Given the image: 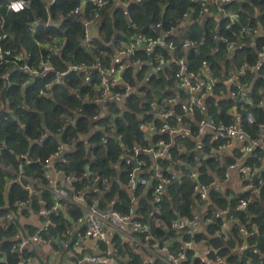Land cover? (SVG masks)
Here are the masks:
<instances>
[{
  "label": "trees",
  "instance_id": "trees-1",
  "mask_svg": "<svg viewBox=\"0 0 264 264\" xmlns=\"http://www.w3.org/2000/svg\"><path fill=\"white\" fill-rule=\"evenodd\" d=\"M9 1L0 0V46L10 51L9 55H4L10 62L0 63V164L47 184L50 176L44 160L66 145L65 153L60 160H53L52 168L58 171L70 197L79 195L87 204L96 203L102 211L128 214L133 221L148 225L152 237L175 238L176 241L169 248L175 252L179 244L178 233L171 224L178 216L193 217L197 206L195 175L201 184L210 183L213 176L221 177L227 165L235 162L243 150L235 148L231 156L225 154L222 160L211 155L205 158L192 149L194 142L175 138L168 132H147L140 125L151 123L158 129L168 123L171 126L189 127L196 133L200 120L211 118L216 126L240 123L247 137L242 142L244 146L251 145L260 133L264 136V131L259 127L260 123H264V64L237 74L239 82L245 85L244 93L229 96V84L226 82L241 66L250 67L259 60L264 35L252 38L247 30L257 23L264 24V0H234L220 5L225 10L240 13V18L229 29L225 28L224 19L216 18V5L209 4L205 6L207 12L198 13L201 8L198 0H125L128 1L126 6L121 2L109 3L100 12L95 22V34L87 42L83 22L93 17L92 4L87 3L82 12L75 14L72 11L79 0H29L28 8L15 13L6 9ZM190 7L195 12L184 17L183 13ZM145 14L150 18L147 27ZM49 18L52 23L48 22ZM158 28L162 33L173 28L166 40L175 43L173 56H184L189 70L206 72V67L218 79L213 91L205 95L188 115L183 112L180 103L168 102L176 97L183 100L186 95L176 84V63L165 46L156 47L151 53L139 51L132 55L130 62L136 59L154 61L155 66L163 63L165 67L148 76L144 84L146 66L138 69V66L128 63L122 76L133 90L124 100L113 97L106 98L102 103L94 100L102 97L101 90L95 87L99 84L98 70L90 75V81L83 71H70L60 77V82L51 84L46 90L50 95L39 94V90L45 88L57 72L67 70L70 64L98 61L102 68H111L110 57L115 48L122 47L138 32L157 35ZM215 33L236 41L237 47L230 56L226 54L225 44L212 38ZM54 39L63 41L56 44L59 51L49 49V45L55 44ZM187 41H196L197 46L186 48L184 44ZM25 53L30 54V58H24ZM158 55L163 59L168 58L169 62L160 61L156 58ZM41 58L49 59L54 70L30 76L17 68L25 62L35 66ZM124 90L123 84H115L111 87L110 95L116 96V93ZM163 111L170 112L167 119L158 116ZM248 111L254 116L253 124L246 121ZM96 114L98 118L92 119ZM70 119L74 120L71 122ZM159 139L170 144L172 159L158 158L157 165L161 169L160 174L171 182L166 185L161 200L156 202L153 190L160 181L156 174L159 172L154 169L149 155L142 150L155 145ZM226 140V137L212 140L210 135H205L202 138L203 155L209 154V148ZM135 146L137 153L132 151ZM22 155L27 156L28 163ZM126 159L130 161L126 163ZM263 159L264 149L256 146L249 152L244 165H260ZM134 161L140 163L135 173L140 178L149 179V185L136 183L131 187L128 184L129 173L137 168ZM171 161L176 162L174 169L180 173L175 179L169 173ZM20 164L21 169L18 168ZM260 175L264 178V173ZM68 176L70 182L67 183L64 178ZM14 178L13 173L0 167V257L4 258L0 264H17L21 259L29 258L28 249L12 251V246L20 241V238L11 239L20 228V216H28L42 208L49 210L46 218L51 223L48 230L39 232L41 236L52 229L63 232L69 228L67 222L58 220L50 211L49 203L53 195L49 190L34 186V191L29 194L22 183ZM7 179L11 182L5 192ZM58 182L60 186L59 178ZM254 182L257 183L256 180ZM260 187L259 196L248 191L241 195L232 193L231 197L230 191L226 195L213 192L208 212L210 215L211 207H228L231 209L230 218L258 225L257 233L248 239L249 244L257 247V252L248 250L250 264H264V259H258V253L264 250V185ZM248 195L252 200L246 211L236 210V199L247 198ZM18 202H22V205H18ZM157 219L166 228L155 226ZM219 224L220 219H216L215 224L209 225L208 234L217 230ZM79 231L81 233L83 228ZM202 237L213 247L223 245L220 239L209 238L203 233L183 234L184 239L199 240ZM110 242L118 253L126 247L117 235H113ZM233 242L234 238L230 236L225 253H229V246ZM99 243L103 246L104 242ZM138 259L127 264H138ZM228 260L233 264H247L244 263L245 257L238 254H230ZM153 264L161 263L154 260ZM180 264L202 263L191 256L190 251Z\"/></svg>",
  "mask_w": 264,
  "mask_h": 264
},
{
  "label": "built area",
  "instance_id": "built-area-1",
  "mask_svg": "<svg viewBox=\"0 0 264 264\" xmlns=\"http://www.w3.org/2000/svg\"><path fill=\"white\" fill-rule=\"evenodd\" d=\"M140 1V0H135ZM197 1V0H191ZM201 3V8L197 11L200 14L207 12V5H216L217 13L216 18L219 20L224 19V26L226 29H229L232 24H234L239 18L240 13L234 12L231 10H225L220 5L227 4L234 0H198ZM121 2L124 6L128 4V1L125 0H79L77 6L73 8V13L78 14L80 11L82 12L85 5L87 3L92 4V12L93 17L88 20H84V39L85 42L91 40L93 37L92 34V26L95 25L97 18L99 17L100 12L109 4V3H119ZM13 4H22L23 7L17 11L14 10L11 5ZM29 0H10L6 9L12 12H21L24 9L28 8ZM192 12H195V9L192 7L189 8L188 11L183 13L184 17H188ZM182 25L184 23H181ZM159 25V24H158ZM248 34L255 38L257 36L264 35V24L257 23V25L253 28L247 30ZM173 32V28H170L166 32H158L157 35H149L143 32H138L135 35L131 36L129 41L124 44L122 47L115 48L110 59H111V68H102L100 62L95 61L90 64L85 62H79L70 64L67 70H63L61 72H57L55 78L49 82L45 88L39 90V94L41 95H50L47 94L46 90H49L52 83H58L61 81L60 77L67 74L70 71L73 72H84L87 75L88 81H90V75L95 71H100L99 75V84L95 86L97 89L101 90V98H95L94 100L98 103H102L106 100V98H115L117 100H124V98L133 90L132 86H130L126 81L123 80V71L126 66L129 64L138 66V69L141 68L144 61H140L136 59L132 62L131 57L135 53L139 51H144L146 53H151L154 51L156 47L165 46L172 57L173 52L176 49V45L172 40H166V36ZM213 39L221 40L225 44V51L228 56H230L233 50L237 47V43L235 40L229 39L227 36L220 37L217 33L213 34ZM1 40V37H0ZM58 42H63L57 39L53 40L55 43L53 46L49 45V49L59 51ZM253 42L252 44H254ZM251 44V45H252ZM185 47L197 46L196 41H187ZM9 50H3L0 46V63L7 64L10 62L7 58H4V55H9ZM259 60L257 64H253L250 67L241 66L236 74L228 77L226 82L229 84V93L228 95L231 97H235L238 93H244L245 85L239 82L237 74H243L245 70L250 68V70L254 69L256 65L264 64V44L262 45L259 53ZM24 58H30V54L25 53L23 55ZM158 55L156 58L160 59V61L169 62V59L160 58ZM174 61L176 63V70L174 71V78L176 80V84L180 90H183L186 93V98L181 100L179 98H171L168 100L169 103H180V107L184 113L187 115L192 110V108L199 103L202 98L210 94L213 91V87L218 80L213 76L205 67L206 72L201 71L200 73H195L192 70L188 69L187 62L184 56L174 57ZM205 65V63H204ZM18 69L27 72L30 76L33 75H42L45 72L54 70L52 63L49 59L41 58L37 65H33L25 62L24 64L17 66ZM87 81V80H86ZM87 84V82H86ZM115 84H123L125 90L122 92H118L115 95L111 96V87ZM247 99V97H245ZM180 100V101H179ZM94 101V102H95ZM170 115L169 111L161 112L158 114L160 118L167 119V116ZM98 114L94 115L92 119H97ZM246 121L248 124H253L255 122L254 116L252 112L248 111L246 113ZM71 120V119H70ZM74 119L71 120V122ZM143 130L147 132L156 131L158 133L168 132L170 135L174 136L178 139H185L194 142V147L192 148L194 151L199 152V155L205 158L208 155L215 157L217 160H222L223 155H232L228 153L229 147L233 145V140L235 137L240 136L244 141L247 137L243 134L242 126L240 123L235 122L229 124L227 126L220 124L218 126L214 125V122L211 118H204L200 120L198 123V129L196 133H193L189 127H179L171 126L168 123H164L160 128L155 129L151 123H143L140 125ZM259 127L264 131V123H260ZM212 130L218 136L214 140H218L220 137H226L227 140L223 143H219L215 147L209 148V154L206 153L203 155L202 151V136L207 132L206 130ZM154 133V132H153ZM264 144V136L263 134H259V136L252 140L251 145H241L243 153L241 156L236 158V161L227 165L225 171L223 172L221 177L213 176V180L208 184H201L197 181L194 185L195 191V203L197 206H200V214L199 216L189 217H180L176 221H174L171 226L177 231L178 236V246L175 252L170 251L172 243L176 241L175 238H157L152 237L149 232V227L146 224H142L138 221H133L128 214H121L117 211H102L97 208L96 203L87 204L84 201V204L81 206V212L78 216V223L82 226L83 231H81L79 237L74 240V244L77 245L84 239H94L97 242H106L113 235H117L122 239H126L134 245L148 251L151 256L158 260L161 264H180L181 260L185 259L187 256V252L191 251V256L194 258H198L200 263L202 264H233L229 262L228 256L230 254H238L240 256L245 257L244 263L250 264V256L248 255V250L251 249L254 252H257V247L254 244H249L248 239L252 238L258 230V225L255 223H247L240 222L236 218H230V208H212L210 210V215H208L211 193L218 192L226 195L227 192L231 189V183L228 184L231 179L232 172L238 168V171H241L244 175L242 178L238 180V184L235 187H238L235 193H239L240 195L246 191L250 192L252 195L259 196L260 195V186L264 185V178L261 173H264V159L260 165H244V160L247 156H249V152L252 148L259 146L263 148ZM254 146V147H253ZM170 144L166 143L164 139H159L155 145L151 147L144 148L142 151L149 155L151 161L154 163V169H156L159 173H156L160 178V181L156 184L153 190V199L158 202L161 200V194L164 192L166 185L171 182L169 178H164L160 172L161 169L157 165L158 158H167L171 160V156L169 153ZM66 148V145L59 147L50 157L44 160V165L46 167V172L50 176L48 179V183L44 184L37 179H31L22 174L21 171L17 172L11 167L4 166L0 164V167L4 170L11 172L14 174V180H17L22 183V186L27 190L30 194L34 191V186L39 189L49 190V192L53 195V198L50 199V208L54 215L59 218L60 215L58 213L57 207L60 202L68 201L71 202L72 197H70L67 193V190L63 187V185L59 186L58 171L52 168V162L56 157L61 156V151ZM134 153H137L138 148L135 146L132 148ZM25 159L26 163L29 162V159L26 155H22ZM130 159H126V163H128ZM172 162V167L170 168V172L172 174V179H175L180 176V173L174 169L176 162ZM139 163V162H138ZM140 165V163H139ZM22 165L18 166L21 169ZM139 167V166H138ZM134 168L129 173V182L128 184L133 187L136 183H140L142 185H149V179L140 178L138 174H136ZM49 171V172H48ZM197 176V175H195ZM68 183L70 182V177L64 178ZM257 181L255 183L254 181ZM240 181V183H239ZM133 189V188H132ZM131 192V189H130ZM232 196V192H230V197ZM75 200L83 199L82 197L74 196ZM84 200V199H83ZM82 200V201H83ZM252 197L248 195L245 197H238L236 199L237 203L235 204L236 210H246L247 205L251 202ZM264 201V199H263ZM18 205H22V202H18ZM49 213V210L45 211V215ZM47 219V218H46ZM216 219H220V224L218 229L215 230L212 234H208L209 231L207 227L209 225L215 224ZM50 220H46L43 226L38 230L36 236L41 239L43 243H47L48 239L44 238L40 235V231H46L49 228ZM155 226H161L162 228H166V225L161 220H155ZM65 234L70 233V229L66 228L64 231ZM189 233H203L209 238H218L221 240L223 244L219 248L213 247L212 244H209L206 239L203 237L199 240L192 239H184L183 234ZM140 235L143 237L141 238ZM232 236L234 238V242L232 246H229V253H225L224 249L227 246V242ZM29 239H20L18 244L12 246V251L18 250V252H22V249L27 246ZM222 250L219 251V249ZM258 259H264V250H260L258 253ZM29 258L21 259L17 264H24L28 261ZM87 260L91 264H111L107 257H102L100 255H91L87 257Z\"/></svg>",
  "mask_w": 264,
  "mask_h": 264
},
{
  "label": "crops",
  "instance_id": "crops-1",
  "mask_svg": "<svg viewBox=\"0 0 264 264\" xmlns=\"http://www.w3.org/2000/svg\"><path fill=\"white\" fill-rule=\"evenodd\" d=\"M92 34L93 36L95 34V25L92 26ZM143 66H146L147 69L144 74L145 80L142 82L144 84H146L145 81L148 76L155 74L159 69L165 67L163 63H159V65L155 66L154 61H146L139 67ZM181 91L186 95L183 90ZM206 131L207 132L202 138L207 134L211 136L212 140L218 137L212 130L207 129ZM243 141L244 140L241 139L240 136L235 137L233 145L228 149V153L232 154V151L235 148H240L242 150L241 145H243ZM243 175L244 174L241 171H238V168L232 172L231 179L228 182V184L231 183L230 192L235 193L238 190V187L235 186H237L238 180L242 178ZM59 180L60 184L64 186L63 180L60 177ZM10 182L11 180L9 179L5 181V192ZM72 200L73 201L67 202L62 207L60 206L58 208V213L60 215L58 220H64L69 224L70 233L65 234L64 231L54 232L53 229L52 231L49 230L46 235H42V237L48 239L47 243H43L41 239L36 236L38 230L47 220L44 208L36 213L31 212L28 216L19 217L20 228L17 234L11 239H29L27 246L24 248V250L28 249L30 252L29 260L24 264H91L87 260V257L95 254L107 257L111 264H127L131 260H136L138 258V264H153L155 259L148 251L134 245L126 239H122L121 237L119 238L122 240V244L127 248L124 247L123 252L119 253L117 252L115 245L110 242V239L104 242L103 246L94 239H84L79 242V244L75 245L74 240L80 235L79 229H82V226L78 223V216L81 212V202L83 199L75 200L74 197H72ZM199 207L200 206H196L194 208L193 216H199ZM3 260L4 258L0 257V261Z\"/></svg>",
  "mask_w": 264,
  "mask_h": 264
},
{
  "label": "water",
  "instance_id": "water-1",
  "mask_svg": "<svg viewBox=\"0 0 264 264\" xmlns=\"http://www.w3.org/2000/svg\"><path fill=\"white\" fill-rule=\"evenodd\" d=\"M48 22H49V23H52V19L49 18ZM149 23H150V18H149V16H148L147 14H145V27H147V26L149 25ZM159 31H160V29L158 28V29H157V32H159ZM64 153H65V149H63V150L61 151V156L56 157L54 160H60L61 157H62V155H63ZM134 165H135L136 167H138V166H139V163H138L137 161H134ZM195 180L197 181V176H195ZM81 204H84L83 201L81 202ZM110 211H111V210H110ZM245 211H246V210H245ZM178 218H180V216H178Z\"/></svg>",
  "mask_w": 264,
  "mask_h": 264
},
{
  "label": "clouds",
  "instance_id": "clouds-1",
  "mask_svg": "<svg viewBox=\"0 0 264 264\" xmlns=\"http://www.w3.org/2000/svg\"><path fill=\"white\" fill-rule=\"evenodd\" d=\"M11 7H12L14 10L19 11V10L23 7V5H22V4H13V5H11Z\"/></svg>",
  "mask_w": 264,
  "mask_h": 264
},
{
  "label": "rangeland",
  "instance_id": "rangeland-1",
  "mask_svg": "<svg viewBox=\"0 0 264 264\" xmlns=\"http://www.w3.org/2000/svg\"><path fill=\"white\" fill-rule=\"evenodd\" d=\"M7 172H8V171H7ZM9 173H10V172H9ZM80 197H82V196H80ZM84 201H85V200H84ZM67 202H68V201L60 202V203H59V206L57 207V209H58L60 206L62 207V206H63L65 203H67ZM51 212H52V211H51Z\"/></svg>",
  "mask_w": 264,
  "mask_h": 264
}]
</instances>
